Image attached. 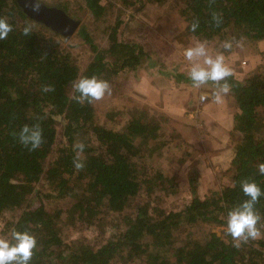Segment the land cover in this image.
Here are the masks:
<instances>
[{
    "label": "trees",
    "instance_id": "16d2710c",
    "mask_svg": "<svg viewBox=\"0 0 264 264\" xmlns=\"http://www.w3.org/2000/svg\"><path fill=\"white\" fill-rule=\"evenodd\" d=\"M83 1L94 20L104 19L107 9L101 0ZM164 1L123 0L137 6ZM179 4L186 32L198 39L232 43L264 38V0H179ZM55 5L70 10L67 1ZM0 17L13 29L0 40V219L11 212L3 219L4 238L11 239L13 227L36 237L29 264H264V196L255 206L261 216L258 240L236 248L230 236L213 230L197 236L189 228L197 223L225 225L227 213L247 199L240 186L244 179L255 181L264 191V175L258 172L264 163V72L226 79L234 99L229 182L203 196L191 187L193 196L183 207L166 210L156 200L173 193L176 180L152 164L147 171L144 162L160 145L164 114L134 108L124 114L120 127L99 123L94 103L81 105L72 98L76 95L72 83L92 76L110 83L119 72L136 73L144 66L168 74V68L139 41L119 35L123 22L119 15L105 26L104 45L84 25L78 28L90 51L82 68L62 45L63 35L27 16L16 0H0ZM196 21L198 27L192 31ZM26 25L32 26L28 36L22 35ZM173 76L177 82L192 83L185 72ZM43 85L54 91L43 92ZM116 111H107V117L114 118ZM25 124H39L42 129L43 143L36 150L13 135ZM77 143L85 146L79 153L84 165L80 170L73 163ZM189 180L192 184L193 178ZM141 191L146 199L136 201ZM110 212L116 213L122 227L116 226L98 244L63 237L62 214L69 221L94 224ZM102 225L99 232L104 234L107 226Z\"/></svg>",
    "mask_w": 264,
    "mask_h": 264
},
{
    "label": "rangeland",
    "instance_id": "374dc122",
    "mask_svg": "<svg viewBox=\"0 0 264 264\" xmlns=\"http://www.w3.org/2000/svg\"><path fill=\"white\" fill-rule=\"evenodd\" d=\"M42 1L51 5L67 1L70 10L66 12L79 19L76 29L70 36H63L61 43L71 52L81 68L90 58V51L78 35V28L84 25L95 41L104 45L107 40L105 26L113 23L116 15L123 20L119 35L139 41L152 56L157 57L168 68V74L145 66L139 68L136 73L119 72L109 83L110 94L106 93L102 100L94 102L98 122L112 127H120L124 114L134 108H142L155 116L164 114L158 137L160 145L152 154L145 156L144 162L147 171L150 170L149 164H152L151 166L159 167L164 173L172 175L176 180L177 189L154 200L166 210L179 209L192 198L191 187L197 195L203 196L229 182V164L235 144L230 118L234 110L231 92H221V101L218 103L215 99L218 87L212 88L207 83L196 88L193 87V82L175 81L173 74L177 71L189 73L191 62L183 53L197 42L206 43L212 56L223 53L225 64L237 79L242 80L254 71L264 72V38H241L232 42L231 49L227 51L222 47L221 39H198L185 30L186 22L178 11L179 0L146 2L142 6L134 3L127 5L123 0H101L107 9L104 19L101 20L93 19L83 0ZM109 110H117L112 119L106 115ZM60 131L58 123L59 143ZM190 177L193 178L192 184ZM159 192L156 191L158 194ZM33 194L34 192L31 196L34 199ZM146 195L141 191L136 201L145 200ZM123 212L126 210L118 214ZM10 214L11 212H6L3 219ZM3 219H0V237L4 238ZM59 224L65 240L80 238L92 245L98 244L109 232L116 231V226L122 227L115 212H110L105 219H97L94 224L69 221L65 214H62ZM102 224L107 226V232L104 234L99 232L100 228H103ZM189 228L197 236L207 230L216 231L224 237L229 236L225 232L226 224L197 223Z\"/></svg>",
    "mask_w": 264,
    "mask_h": 264
},
{
    "label": "clouds",
    "instance_id": "9594fccd",
    "mask_svg": "<svg viewBox=\"0 0 264 264\" xmlns=\"http://www.w3.org/2000/svg\"><path fill=\"white\" fill-rule=\"evenodd\" d=\"M28 5L34 13H39L41 9L40 0H28ZM214 19H216L214 15ZM219 21L217 20V24ZM198 27V21L192 25V31ZM12 26L6 18L0 17V40L7 39ZM32 30L31 25L23 28L22 35L28 36ZM225 50L231 49L232 43L225 41L222 43ZM183 55L191 62L189 69V79L193 82V87L199 88L209 81L215 84L219 91L215 94V99L219 103L221 101L220 93H227L230 88L226 79L232 75V70L225 64V56L218 53L215 56L209 54L206 43L197 42L195 46L184 50ZM221 81L225 83L221 84ZM74 95L72 98L79 104H92L100 101L105 94H110V85L106 80L92 77H79L72 83ZM43 92L54 91L51 85H43ZM203 99V97H202ZM18 137L19 142L28 147L29 150L38 149L43 143L42 129L39 124H25L19 133H14ZM83 143L74 145L77 151V158L74 160V167L80 170L84 167L79 160V153L83 152ZM258 172L264 175V163L258 165ZM241 190L247 199L243 200L239 205L231 209L227 213L225 232L229 235L234 247L239 248L242 244L248 243L250 240L255 241L262 237L260 228L257 227L261 220L259 212L256 210V204L260 198L264 196V191L253 180L244 179L240 182ZM11 239L0 237V264H29L33 257V252L37 248V239L28 231H19L15 227L10 230Z\"/></svg>",
    "mask_w": 264,
    "mask_h": 264
},
{
    "label": "water",
    "instance_id": "95a60500",
    "mask_svg": "<svg viewBox=\"0 0 264 264\" xmlns=\"http://www.w3.org/2000/svg\"><path fill=\"white\" fill-rule=\"evenodd\" d=\"M22 10L30 18L43 23L64 37L70 36L79 24V19L70 16L63 8L48 4L42 0L39 13H34L28 5V0H16Z\"/></svg>",
    "mask_w": 264,
    "mask_h": 264
}]
</instances>
